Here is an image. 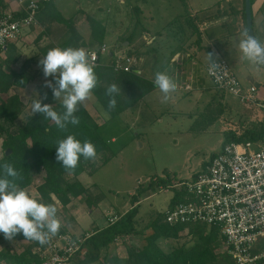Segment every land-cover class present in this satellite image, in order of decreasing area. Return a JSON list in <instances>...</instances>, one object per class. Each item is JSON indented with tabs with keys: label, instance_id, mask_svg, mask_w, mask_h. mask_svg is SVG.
Returning <instances> with one entry per match:
<instances>
[{
	"label": "rangeland",
	"instance_id": "obj_1",
	"mask_svg": "<svg viewBox=\"0 0 264 264\" xmlns=\"http://www.w3.org/2000/svg\"><path fill=\"white\" fill-rule=\"evenodd\" d=\"M91 1L97 5L95 11L97 15L106 13L104 10L112 2V0ZM156 1L160 0H152L150 2L158 7V2ZM161 1L162 4H166V7L165 9L159 10L158 13L156 12L157 16L154 26L158 28V26L161 25V15L163 12H169V9L170 13L173 14L172 17H174L171 20V26H173V24L179 25L180 20L177 17H181L182 15L180 16L177 13L185 11L181 0ZM212 1L214 0H192L194 9L202 5L213 3ZM72 2L75 3L74 0H72ZM169 28L170 27L166 30L169 31ZM31 30H33V34L29 36L27 44L25 42L22 43L26 52L22 51V53L18 54L14 46L13 54L16 59L17 57L23 56L21 60L24 61L20 67H24L23 69L32 67L31 69L35 71V77H38L42 68L41 65H39L37 51L34 50V48L37 45L36 42L39 39L37 35L40 34L41 29L37 27L34 30V28L31 27ZM31 30L28 33H30ZM88 32L89 31L83 34L81 33L88 42L86 43V47H96L97 43L90 41L92 36ZM68 33L69 32L65 33V38L69 36ZM58 35L59 34H55V36L52 35V38H56ZM64 37L61 36L59 40H63ZM146 38L150 40L152 38L151 34H146ZM54 40L56 41V39ZM15 41L16 40H14V42ZM110 41L111 40L108 39V42ZM166 42H169V40H166ZM49 44H51L49 46L51 49L53 45L52 41L49 40L47 46ZM143 44L144 42L140 41L132 48H121L124 52L133 54L138 58L137 68L139 71L137 73L152 79L155 78V73L157 71H167L168 73V70H170L168 65L170 62H173L171 58L173 57L176 43H168L164 49L157 48L155 43L146 44V48L143 47ZM140 49L142 50L140 51ZM139 52L142 55L141 59L138 57L140 56L138 55ZM2 56H4V54H2L0 58H2ZM178 56L176 55L174 57L177 62L180 61L181 58L179 54ZM188 57L190 56L186 54V56L184 55V57H182V60ZM192 59L193 57L191 60ZM191 60V66H195V69L192 68V71L193 73L197 71L200 81L206 84L212 82L210 77L203 71L204 64L201 63V60H198L197 63H192ZM182 63H184V61ZM184 66L187 68L185 63ZM3 68L8 70L9 67L5 66ZM179 68L183 67L180 66ZM26 71L29 72V70ZM256 76L257 75H255L252 80L243 81L242 84L248 85L250 83H257L260 87L262 86V88H264V72L259 74V78H256ZM40 77H38L36 81V88L39 92H34V94H32L30 90L25 92L20 90L19 92H21V94L18 92L19 86L16 85V88L12 87V90H8L10 93L19 95L21 100L24 99L26 101L25 103L23 102L24 108L22 112L14 120L13 124L10 125L11 129H16V127L25 121L27 115H29L27 112L29 109H27L26 105L30 103L29 106L31 108L33 100L39 97L43 99V90L47 87H45V81H41ZM45 79L47 78L45 77ZM177 81L179 85L182 86L188 79ZM189 82L191 83V87H193L194 82ZM180 86L167 102H162V95L155 87L153 90L149 91L152 93L140 100V102L133 104L123 113H118L113 119H108L105 123H101V132L107 139L109 146L117 149L118 152L110 156L106 162L102 159L105 153H98L95 160L84 161V169L79 173L75 174L69 171L65 173V178L68 181H78L81 184L90 185L91 189H89L88 196L93 200L92 203L94 205L98 200L97 197L104 195L99 207L97 206L93 211L90 212L85 208V206L87 209L91 207L88 206L86 202L87 199L84 197L86 194L71 197V200L67 204H63L54 194H51L49 199H43L37 190V186L42 182L44 170L33 168L31 171L29 183L23 187V189L46 204H55L58 208L57 215L62 223L60 230H64V232L73 235L80 234L84 229H90L92 224H103L108 220H106V216L112 214V212L122 214L130 208L131 193L136 192L139 187L144 188L142 193L138 194L137 199L140 201L137 204L138 210L134 217L136 231L132 234L116 238L108 243V245L102 247L101 250L98 251V257L89 264H125L122 261L117 262L113 256H119L124 260L128 255V247L139 246L145 241V238L152 232V228L148 225L150 218L155 217L157 212H162L164 210L172 195L173 189H168L166 184L157 183V177L169 178L170 180L190 178L192 174L200 169L202 162L208 160L213 153L221 148L224 140L222 130L224 121H235L236 123H234L238 126L239 124H245V126L248 124L240 119V116L243 118L245 113H248V109L236 94L221 89L220 92H213V95L216 97L225 95V99L217 98L215 101H211L212 97H210V104L206 105L204 108V104L206 103L203 102L205 99L204 96L195 98L193 97L195 93L191 91L193 88L190 90ZM29 97L30 99L28 100ZM55 103L56 100L52 95L46 104ZM218 105L221 107L224 105L225 111L223 110L220 119L213 121L214 113L218 112ZM91 118L95 121L94 117ZM112 136H115V140H111ZM2 154L3 146L0 138V157ZM150 180H152V184L147 186ZM68 205H71L70 207L74 209L76 208L78 212L80 210L81 214L83 212L78 221L74 216L76 213L70 211ZM75 225H78V229L81 230L74 231L69 228L77 227ZM200 234L201 233L199 230L197 231V229L190 233L186 228L179 232L178 237L160 236L157 242L163 250L169 251L182 242L189 243L193 241ZM22 235V233H18L12 241H9L0 233V262L11 261L7 257L28 246L27 243L29 240L25 239ZM209 246L215 254H218L217 259L222 258L225 245L218 232L213 235ZM85 248V253H78L66 264H81L80 260L84 256L90 254L88 245ZM214 264L219 263L215 260Z\"/></svg>",
	"mask_w": 264,
	"mask_h": 264
},
{
	"label": "trees",
	"instance_id": "obj_2",
	"mask_svg": "<svg viewBox=\"0 0 264 264\" xmlns=\"http://www.w3.org/2000/svg\"><path fill=\"white\" fill-rule=\"evenodd\" d=\"M182 1L184 3V0ZM88 21L91 25L90 35L92 39L90 41L96 42V46H99L103 39V28L99 24V21L93 18H89ZM73 35L74 33H71L61 44L62 48L71 47ZM10 43H7L4 56L0 58V138L3 146L0 165L9 163L19 172L20 175L16 178L15 182L21 188L29 183L30 173L33 168L44 170L42 182L37 186V190L43 199H49L50 195L54 194L65 204L73 196L86 194L84 197L87 199L88 206L94 205L92 203L93 200L88 196L89 189H91L90 185H84L78 181H68L65 178V173L69 170H66L61 165V162L56 160L58 141L65 139L68 135H75L81 142L89 140L95 144L97 154L105 153L102 158L104 162L115 154V150L109 146L107 140L102 136L98 124L92 120L84 104L80 106L79 111L76 113L80 123L78 125L68 124L64 130L57 128L54 122L45 119L40 113L34 115L32 113L29 114L25 121L16 127V129L10 128V125L13 124L14 120L22 112L24 103L19 95L10 93L8 90L12 85L24 86L32 77V75L23 69L24 67L4 70L3 66L8 67L16 59L13 54L14 44ZM95 72L98 76L99 83L93 90V93L112 116L120 113L123 109L155 87L154 79L137 73L134 68L129 71L114 70L109 63H100L95 66ZM53 83H55V79ZM113 83L121 87V92L115 96L117 100L115 109L109 110V97L105 93L108 86ZM43 92L44 94L47 93V98L45 99L43 94L41 101L46 104L53 93L50 88H46ZM51 105L58 112H63L64 110L59 100ZM263 133L264 125H261V128L259 127L255 131L246 130L240 135L231 134L227 130L224 133L223 143L230 140H257ZM6 148L10 149L8 153H5ZM84 161L85 159L81 157L78 167L75 169V174L84 169ZM2 176L3 169L0 167V177ZM168 179L158 176L156 182L165 184L169 181ZM151 184L152 180L148 182L147 186ZM143 190L144 188L139 187L136 192L131 193V207L120 214L115 221L103 227L94 228L95 232L86 240V246L88 245L90 254L80 260L81 264L91 263L98 257V251L116 238L132 234L136 231L134 217L138 206L135 202L138 199V194L142 193ZM148 225L152 228V232L145 238V241L139 246L128 247V255L124 260L119 256H113L117 262L122 261L125 264H214L215 260L219 264H232L233 262L231 256L226 251H223L222 258L217 259L218 254H215L209 246L213 235L217 232L220 234L216 226H208L204 223L189 224L187 225L188 232L191 233L197 229L201 234L189 243L182 242L171 250L165 251L161 248L157 239L160 236L178 237L179 232L186 229V224H170L162 219V212L159 211L155 214V217L150 218ZM220 236L222 238L221 234ZM27 245L23 250H19L7 257L11 260L8 262L22 263L39 260L40 257L32 250L33 243L30 242ZM257 264H264V258Z\"/></svg>",
	"mask_w": 264,
	"mask_h": 264
},
{
	"label": "crops",
	"instance_id": "obj_3",
	"mask_svg": "<svg viewBox=\"0 0 264 264\" xmlns=\"http://www.w3.org/2000/svg\"><path fill=\"white\" fill-rule=\"evenodd\" d=\"M98 1L99 0H97V2ZM150 1L152 0H112L110 5L107 6L104 10V12L106 11V13H102L101 15L95 14L97 5L91 0H74L75 3H73L72 0L39 1L40 5L37 12V22L31 25L29 28L25 29L24 32L19 36V38L15 42L11 41V43L16 47L18 54L22 53V51L26 52V49H24L22 43L25 42L27 44L29 36L33 34V30H31V27L34 28V30L39 27L41 31L40 34L37 35L39 39L36 42V47L34 48V50L37 51L39 61L43 56L46 55L47 51L50 49L49 46L51 44L47 46V42H49V40L52 41V48L54 46L61 47L60 44H62L67 39L64 37L65 33L67 32H69V35L71 33H74L71 47H83L85 49L94 48L88 46L86 47L87 41L84 36H82V34L86 31H89V34L91 32V25L88 21L89 18H93L99 21V24L102 26L103 39L101 44H104L108 51L120 50L124 52V50H122L121 48H132L136 43H139L140 41L144 42V48H146L148 44L155 43L156 47L159 49H164L166 48V44L174 42L176 43V48L173 51V57L171 58L173 62L169 63L168 68L170 70H168L169 72L167 74L172 77L173 80L188 79V81H193L194 84L193 87H191V89H193L190 90L195 93V95L193 94V97L195 98H199L200 96L205 97V99L203 100V102H206L204 104L205 106L203 105L204 108L206 107V105L210 104V97H212L211 101H215L217 98L225 99V95L221 97L214 96L213 92H220L221 90L218 89L210 81V83L208 84L202 83L199 79V76L197 75V71L193 73L192 68L195 69V66H191L190 64V60L192 57V63H197L198 60H201V63L204 64L203 71L206 73V53H216L218 57L225 58L229 62L232 70L241 82L252 80L255 75H257L256 78H259V74L264 72V68L259 71L253 70L249 63L243 59L238 47L240 32L246 27L244 0H214L212 1L213 3L199 6L196 9H194L193 7L192 0H184V3L181 0L185 11L177 13L180 16L182 15L181 17H177L180 20V24H173V26H171V20L174 17H172L173 14L170 13L169 9V12H163V14L161 15L162 23L160 26H158V28L154 26V23H156V12L158 13L159 10L165 9L166 4H162L161 0L156 1L158 2L157 7ZM47 2H49V4H47ZM18 6H20L19 0H0V14L6 11H15ZM251 14L253 32L258 39L264 41V0L251 1ZM168 27H170L169 31L166 30ZM30 30L31 32L28 33ZM55 34H59L58 37H53L54 39H56V41L52 38V35L55 36ZM146 34H151L152 38L146 41ZM61 36L64 37L63 40H59ZM108 39H110L111 41L108 42ZM166 40H169V42H166ZM141 50L142 49H140V51ZM108 51L107 53L102 54L101 63L108 64L110 60V53H108ZM178 54L181 56V58L180 61L177 62L176 58L174 57L176 55L178 56ZM186 54L190 57L182 60V57H184V55L186 56ZM138 55H140L138 57L139 59H141L142 55L140 52ZM22 58L23 56L17 57V59L12 61L8 67L17 69L24 61L21 60ZM183 61L186 64L187 68H185L184 63H182ZM180 66H182L183 68H179ZM31 68L32 67H28L25 69V71L29 70V72L27 73L32 75L31 79L23 87L19 86L18 92L20 90L22 92L30 90L32 94H34V92H39V90L36 88V81L40 76L41 81H45L47 79L52 81L54 80V77H47V79H45L43 71L40 72V75H38V77H35V71ZM5 69L6 68H4V70ZM16 86L12 85L9 89L12 90V87L16 88ZM258 92L263 95L264 88H262V86H259ZM150 93L152 92H146L131 105L123 109L121 113H123L133 104L140 102V100L144 99ZM29 99L30 97L28 98V100ZM22 101L24 103L26 102L24 99ZM29 104L26 105V107L27 109H29L27 110L28 114H31L32 112ZM83 104L91 117H94L96 123L98 124L100 132V128L102 126L101 123H105L106 120L113 119L115 117L112 116L103 107L94 93L92 98L85 101ZM244 105L248 109V113H245V116L243 115V118L242 116H240V119L244 120L248 124L246 126L245 124H239L238 126L237 124H235V121H224V125H222L224 137V133L227 130H229L231 134L233 133L235 135H240L246 130L255 131L257 128H261V125H264V111L255 105L246 103H244ZM224 108V105H222V107L218 105V112L214 113L213 121H215L216 119H220L223 114ZM105 113H107V115H105ZM102 136L105 138L103 134ZM111 140H115V136H112ZM113 149L115 150V153L118 152L117 149ZM203 163L204 162H202L201 166L203 165ZM103 197L104 195L99 197L95 205H92L91 207H89V209H87V207L85 206L86 210H89L91 212L94 208H97V206L99 207V204ZM139 201L140 200H137L135 203L138 204ZM70 206L71 205H68V207ZM70 211L76 213L74 216L75 218H77V221L83 214V212L82 214L80 213V210L78 212L76 208L74 209L72 207H70ZM116 214L118 216L120 215L117 212ZM108 216H106V220L108 219ZM106 224H108V220L103 224H92L91 228H100L105 226ZM75 226L77 227L69 228L74 231L81 230L78 229V225Z\"/></svg>",
	"mask_w": 264,
	"mask_h": 264
},
{
	"label": "built area",
	"instance_id": "obj_4",
	"mask_svg": "<svg viewBox=\"0 0 264 264\" xmlns=\"http://www.w3.org/2000/svg\"><path fill=\"white\" fill-rule=\"evenodd\" d=\"M39 1L47 0H19L20 6L15 11L0 15V56L8 42L17 40L25 29L37 22ZM86 50L94 58L95 66L101 63L102 54L108 51L104 44ZM108 53V63L114 70L134 68L139 71L138 58L133 54L120 50ZM217 63L221 67L214 74L208 71V64L205 65L212 83L264 111V94L258 92L259 86L242 84L225 58L218 57ZM177 80L174 79L179 87ZM180 87L191 89V83L187 81ZM168 180L165 184L173 191L162 211L164 221L183 223L186 228L194 223L216 226L232 264H257L264 258V133L257 140L227 141L190 178ZM118 217L112 212L108 223ZM94 232L95 229L90 228L73 235L60 230L46 245L32 241V250L40 257L39 260L0 264H66L78 253H85L86 240Z\"/></svg>",
	"mask_w": 264,
	"mask_h": 264
},
{
	"label": "clouds",
	"instance_id": "obj_5",
	"mask_svg": "<svg viewBox=\"0 0 264 264\" xmlns=\"http://www.w3.org/2000/svg\"><path fill=\"white\" fill-rule=\"evenodd\" d=\"M238 47L243 59L253 70L259 71L264 68V41L250 34L249 28L245 27L240 32ZM217 58L214 52L206 53L210 73H216L221 67L217 63ZM93 59L83 47L49 49L39 61V65L42 66L44 77H54L55 83L52 80H45V87L52 90L54 99L61 101L64 110L63 112L54 110L53 105L42 103L39 97L32 102V115L42 114L61 130L68 124L78 125L80 120L76 113L85 101L92 98L93 90L99 83ZM154 85L162 95V102H167L178 89L177 83L167 71L155 73ZM120 92L121 87L115 83L106 89L109 110L115 109L117 105L115 96ZM44 98H47V93L44 94ZM81 157L85 160H95L97 158L95 144L89 140L81 142L75 135H68L58 141L56 160L70 173L75 172ZM0 167L3 169V176L0 177V233L9 241L18 233H22L25 239L35 241L41 246L48 244L62 227L57 215V206L53 203L46 204L19 187L15 181L20 174L11 164L4 163Z\"/></svg>",
	"mask_w": 264,
	"mask_h": 264
},
{
	"label": "water",
	"instance_id": "obj_6",
	"mask_svg": "<svg viewBox=\"0 0 264 264\" xmlns=\"http://www.w3.org/2000/svg\"><path fill=\"white\" fill-rule=\"evenodd\" d=\"M251 1L252 0H244V13H245L246 27L250 29V34L251 33L254 34L252 27ZM9 151H10L9 148L5 149V153H8Z\"/></svg>",
	"mask_w": 264,
	"mask_h": 264
}]
</instances>
